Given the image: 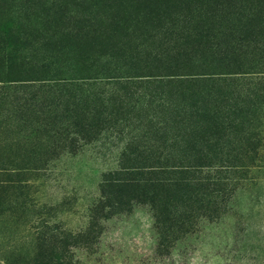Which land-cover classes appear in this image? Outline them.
<instances>
[{"label": "rangeland", "instance_id": "374dc122", "mask_svg": "<svg viewBox=\"0 0 264 264\" xmlns=\"http://www.w3.org/2000/svg\"><path fill=\"white\" fill-rule=\"evenodd\" d=\"M0 264H264V0H0Z\"/></svg>", "mask_w": 264, "mask_h": 264}, {"label": "trees", "instance_id": "16d2710c", "mask_svg": "<svg viewBox=\"0 0 264 264\" xmlns=\"http://www.w3.org/2000/svg\"><path fill=\"white\" fill-rule=\"evenodd\" d=\"M184 81H179L178 83L183 84Z\"/></svg>", "mask_w": 264, "mask_h": 264}]
</instances>
